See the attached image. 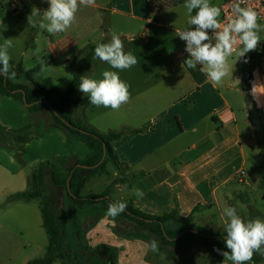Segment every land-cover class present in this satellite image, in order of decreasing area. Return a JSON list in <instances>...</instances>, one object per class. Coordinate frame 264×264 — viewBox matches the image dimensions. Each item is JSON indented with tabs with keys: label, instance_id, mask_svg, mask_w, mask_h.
<instances>
[{
	"label": "crops",
	"instance_id": "0c3cea01",
	"mask_svg": "<svg viewBox=\"0 0 264 264\" xmlns=\"http://www.w3.org/2000/svg\"><path fill=\"white\" fill-rule=\"evenodd\" d=\"M226 1L211 0V3L221 7ZM184 4L185 0H96L95 6L79 7L67 31L50 35L38 26H29L27 20L33 6L40 9L42 17L49 7L47 0H0V43L3 38L13 39L10 63L19 76L17 64L22 69L24 63L37 65L42 61L47 67L57 64L73 67L74 75L83 56L80 51L88 45L108 42L114 31L121 36L125 51L135 55L149 45L159 48L160 56H137L136 66L119 72L122 80L133 82L130 100L121 107L129 113L146 115L137 125L123 122L113 131L125 132L113 143L125 169L118 171L106 164L111 165L109 175L91 177L106 179L84 196L100 195L114 180L122 179V184L111 187L112 200L130 202L137 210L153 216L175 210L179 217L192 215L198 226L222 232L223 209L234 207V198L252 208L246 191L236 193V175L252 161L258 165V174L264 170V93L254 98L251 91L254 83L264 86V32L258 48L235 63L232 78L226 77L222 86H214L199 71V66L194 70L181 67L188 56L179 55L181 42L175 30L187 26ZM234 60L235 56L229 62L234 64ZM153 64L161 73L159 78L147 73L153 70L149 67ZM106 69L112 70L107 63L93 59L87 76L101 79ZM19 76L11 81L19 83ZM140 83L149 87L160 84L163 89L143 93L136 90ZM91 106L89 102L75 104L69 113L74 121L82 118L100 134L110 132L86 120ZM25 107L12 97H0V127L33 126L29 125ZM40 111L50 119V122L46 119L47 131L42 123L34 126L23 152L18 147L0 146V264H27L42 258L49 243L40 201H14L1 206L5 199L26 191L28 177L39 162L49 160L57 166H69L90 154L82 137L56 125L46 108ZM35 131L42 137L38 138ZM133 188L142 189L143 197L133 195ZM243 188L251 187L247 183ZM67 205L75 215L73 220L78 221L83 210L72 209L68 200ZM214 218L219 222L215 228ZM89 219L92 221L86 220L88 227L83 229L88 245L115 248L117 264H173L165 253L150 252L148 242L116 235L113 229L117 222L106 212ZM53 264L62 262L56 260Z\"/></svg>",
	"mask_w": 264,
	"mask_h": 264
},
{
	"label": "trees",
	"instance_id": "16d2710c",
	"mask_svg": "<svg viewBox=\"0 0 264 264\" xmlns=\"http://www.w3.org/2000/svg\"><path fill=\"white\" fill-rule=\"evenodd\" d=\"M95 46L88 45L80 51L83 55L82 59L75 67L73 78L64 92L58 91L49 79H45L41 84L32 79L33 74L41 70L42 63L28 71H23L21 65L17 64L16 67L24 77L21 83H14L0 76V97H12L37 111L46 108L56 125L70 134L82 137L90 150V154L83 160H75L70 166H57L49 160L39 162L33 167L28 177L26 191L10 195L2 203L1 206L14 201H40L43 226L49 243L42 258L31 260L27 264H53L56 260L66 264L65 260L70 257V249L67 246L68 222L53 207L46 187L48 184L51 188L64 191L72 209L85 211L82 219L72 221L73 226L76 227V234L80 235L83 231V222L93 216L100 217L102 212L107 211L109 202L113 201L110 197L111 187L123 181L122 179L114 180L100 195H82V190L91 177L106 173V164L110 163L118 171L125 169L113 149V143L120 140L125 132L110 131L100 134L83 121H74L69 113L72 105L88 103V99H76L74 94L78 89L80 76L87 75L90 71ZM246 101H249L247 94ZM33 129V126H24L19 129L0 127V146L10 147L7 142L12 140L19 145L18 151L23 152L24 145L28 142ZM134 133L136 131H130V134ZM262 165L264 168V160ZM259 183L261 187H264V170ZM114 219L116 222L118 219L123 220L132 226V230L116 226L113 229L116 235L145 242L156 239L159 241L160 252L165 253L173 264H179V261L190 264L192 259L182 257L181 254L189 252L196 245L205 251H215L214 249L217 248L228 250L223 240L224 231H209L193 223L192 215L179 217L175 210L160 216H153L142 213L127 202L126 211ZM90 251L93 256L91 264H117L115 248L98 245ZM250 261L253 264H262L264 255L254 253Z\"/></svg>",
	"mask_w": 264,
	"mask_h": 264
},
{
	"label": "clouds",
	"instance_id": "9594fccd",
	"mask_svg": "<svg viewBox=\"0 0 264 264\" xmlns=\"http://www.w3.org/2000/svg\"><path fill=\"white\" fill-rule=\"evenodd\" d=\"M47 3L49 7L43 11L42 17L40 9L33 6L27 17L28 25L38 26L50 35H56L71 27L80 6H95L96 0H47ZM184 8L188 17L187 26L176 28V35L186 42L185 52L188 54L181 67L183 70H194L199 66V71L208 81L214 86H222L226 77L232 78L235 63L256 50L262 41L264 24L259 22V13L248 6L246 0H235L231 4L232 14L225 21L220 19L221 7L212 4L211 0H185ZM12 47L13 39L3 38L0 43V76L6 80H14L17 75L10 63L9 49ZM233 56L234 64L229 62ZM93 59L107 63L112 70L102 71L101 79L81 75L78 90L97 108L119 110L129 102L131 95L130 85L120 78L119 72L136 66L138 57L131 51H125L121 36L114 31L108 42L96 44ZM244 62L247 63V59ZM41 63L42 72L50 70L43 61ZM251 91L254 98H258L259 94L264 93V86L254 83ZM132 194L137 198L144 195L139 188H133ZM126 209L127 202L113 200L108 204L106 215L114 219ZM221 220L225 233L223 240L228 251L214 250L224 257L223 264H245L252 260L254 253L264 255V220H245L232 206L223 209ZM147 246L150 252L160 253L156 239H151Z\"/></svg>",
	"mask_w": 264,
	"mask_h": 264
},
{
	"label": "rangeland",
	"instance_id": "374dc122",
	"mask_svg": "<svg viewBox=\"0 0 264 264\" xmlns=\"http://www.w3.org/2000/svg\"><path fill=\"white\" fill-rule=\"evenodd\" d=\"M135 40L139 41V38H134ZM161 55V50L159 48H156L154 46L149 45L148 47H145L141 52H138L136 56H143L147 58L151 57H158ZM38 65V64H37ZM36 64L30 62V63H24L22 65V70L28 71V69L34 68V66H37ZM153 70L147 71V73L151 74L153 78H159L158 76L161 75L159 71L156 70L157 65L153 64L149 66ZM50 69L46 72H40L38 74H35L32 79L37 82L38 84H41L45 79L51 80L53 85L56 87V89L60 92H64L67 90L72 77H73V67L69 66H62L60 64H57L55 66L48 67ZM21 74V72H20ZM18 73L16 75V78L18 77ZM19 83L23 82L24 77L21 74ZM15 78V79H16ZM130 85V93L133 91V82L126 81ZM158 82V81H155ZM137 89L140 90L143 93L147 90V93L153 90V92H160L163 87L158 84V87H156V84H153V86H145V83L137 84ZM85 96L83 93H81L79 90L76 91L74 94V98L82 100ZM26 112H28V122L29 125L36 126L39 123H42L44 125V130L47 129L46 127V119L48 122H50L48 114L42 113V111L34 110L30 107H25ZM45 111V110H43ZM146 113H129L127 112L126 108L121 107L119 110H112L111 108H104V107H95L91 106L88 107L87 113H86V120L94 123L96 127L102 131H115V129L119 128V125L123 122L130 123L131 125H137L141 121L144 120ZM80 121H83L82 118H80ZM38 127V126H37ZM47 131V130H46ZM35 134H39V132L35 131ZM55 131H52V135H55ZM42 137L39 134L40 138ZM8 145L11 147H19V145L15 142L8 141ZM84 146H86L84 144ZM86 148V147H85ZM70 166V165H69ZM107 171L105 173V176L109 175L110 173L108 171V168H111V165H108ZM245 176L244 178H240L239 175H236V181L238 185H234L236 188V193L239 191H246L248 198L250 199L249 203L252 208H249L246 204H243V200L239 198H234L232 200L233 206L237 209L238 213L245 219H262L264 220V187L260 186V174H258V165L256 162H248L247 166L245 167ZM106 178L104 176L102 177H94L89 180V182L86 184L85 189L83 190V195L89 193L97 184H100V182H103ZM123 181L116 183L122 184ZM247 183L249 184L248 189L243 188V186H246ZM48 184V180H47ZM115 185V184H114ZM259 185V186H258ZM49 192V195L51 196L52 205L57 211L58 214L62 215L66 218L68 224L67 227V246L70 249V257L65 260L66 264H91V260L93 259L91 249L93 247H90L87 243L86 237L84 236V231L81 232L80 235L76 234V227L73 226V217L75 215L70 212L67 205V199L65 196L64 191L61 189H54L51 188V186H46ZM241 195V194H240ZM244 196V195H242ZM35 203L38 202V200H34ZM259 212V213H258ZM85 211H83V214ZM92 218V217H91ZM82 218H79V220ZM88 221L91 219H87ZM92 221V220H91ZM90 221V222H91ZM212 222L214 223V228L218 226L219 222L217 219H213ZM88 223L85 222L82 225V230L85 229ZM120 226V228H126L128 230H132L131 224L123 221V220H117L116 226ZM223 251H228L225 249H221ZM162 254V253H161ZM164 254V253H163ZM182 257H188L192 259V262L190 264H223L224 257L220 254H218L216 251H205L200 246H194L192 249L185 253L181 254ZM179 264H184L182 261H179ZM226 264H231V262H226Z\"/></svg>",
	"mask_w": 264,
	"mask_h": 264
},
{
	"label": "built area",
	"instance_id": "2783aa9c",
	"mask_svg": "<svg viewBox=\"0 0 264 264\" xmlns=\"http://www.w3.org/2000/svg\"><path fill=\"white\" fill-rule=\"evenodd\" d=\"M234 2H235V0H227L226 2H224L221 5V9H222L221 17H220L221 21H225L227 19V17L232 14L231 13V4ZM246 4L248 6L253 7L259 13V17H260L259 22L260 23L264 22V0H246ZM241 6L243 7L245 5H241ZM175 34H176V30H175ZM179 40L181 42V48L179 50V55L181 57H186V56H188V54L185 52V43L186 42L182 41L180 38H179ZM238 175H239V180H240V178L246 177L244 170L239 171Z\"/></svg>",
	"mask_w": 264,
	"mask_h": 264
}]
</instances>
